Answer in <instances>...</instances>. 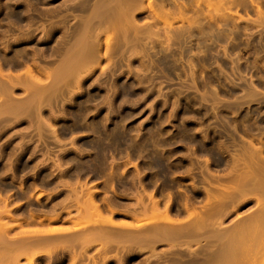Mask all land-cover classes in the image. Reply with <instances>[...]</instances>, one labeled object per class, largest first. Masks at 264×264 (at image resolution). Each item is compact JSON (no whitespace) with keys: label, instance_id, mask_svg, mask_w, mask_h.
Segmentation results:
<instances>
[{"label":"rangeland","instance_id":"374dc122","mask_svg":"<svg viewBox=\"0 0 264 264\" xmlns=\"http://www.w3.org/2000/svg\"><path fill=\"white\" fill-rule=\"evenodd\" d=\"M113 1L0 0L2 73L29 67L44 87L58 80L40 116L33 103L3 108L0 92V227L10 229L0 228V264H206L228 238L213 233L257 209L259 193L239 195L238 178L254 147L264 159V0H153L160 18L146 0ZM96 23L98 41L83 32ZM67 47L92 52L78 84L53 72L76 57ZM9 94L17 105L33 91ZM89 192L100 214L83 205ZM219 196L226 216L191 234L187 213ZM167 227L176 234L163 235ZM251 248L243 260L262 253Z\"/></svg>","mask_w":264,"mask_h":264},{"label":"bare ground","instance_id":"6f19581e","mask_svg":"<svg viewBox=\"0 0 264 264\" xmlns=\"http://www.w3.org/2000/svg\"><path fill=\"white\" fill-rule=\"evenodd\" d=\"M104 1H107V0H104ZM146 1L148 2L149 9L152 11V13H154L156 17L158 16L160 18L159 12H157L156 10L153 9V2L154 1L153 0H146ZM113 2L114 3H116V2L117 3L118 2L120 3V0L119 1L117 0L116 2L114 0ZM102 3L104 4L105 2H102ZM106 3H108V2H106ZM108 4L114 5L111 2H109ZM108 4L106 5V7H110L111 6V5H108ZM127 4L129 6L130 3H127ZM154 4H156V2ZM86 5H87V3H86ZM119 5H121V3ZM119 5L117 4V7ZM115 6L116 5H114V7ZM93 7H95L94 4H93ZM91 9H93V8H91ZM93 10H95V9H93ZM93 10H91V11H93ZM87 18H89V15H88ZM89 19H92V18L90 17ZM89 19H87V20H89ZM111 20L112 19H110V21ZM91 21H93V20H91ZM99 22H101V21H99ZM111 22H113V21H111ZM88 24H91V23H88ZM88 24H85V25H87V27H86L87 30L83 26L85 28V30H86V31L85 30L83 31L84 33L85 32L86 33H90V32L92 33V31L95 32L96 30H98V29H100L102 27L101 25H100L101 26L100 27L96 23L97 25H94V26L91 27V29H88V28H90V27H88ZM102 32L103 31H100V32L95 33V36H90L91 39L94 40V41H98L99 34H101ZM85 41H81V43L79 42L78 45H80V47H81L82 43L85 42ZM87 41L90 43L91 40H87ZM105 42H106V45L109 44L108 43V40H106ZM90 44H89L91 46L90 48L92 49L93 43H90ZM74 45L78 46L77 43H74ZM83 45H84L83 47H87V45L85 46L84 43H83ZM99 46L100 45H98V47ZM70 47H71V45H70ZM67 48L69 49V47H67ZM77 49H78V47L74 51H73V49H69V50H71V51H69L71 54L66 50L70 54V56L73 53L76 52L75 53L76 54L75 55L76 57H74V58L72 57L71 58V60L73 59L74 61L73 60L71 61V60H69L67 58L66 59L67 61L68 60L71 61L69 64H68L67 61L66 62L64 61V63H66L67 65L66 64H62V62L60 64L58 63L59 67L56 68L58 70L53 69V70H56V71H53V70L52 71L54 72V75H55V72H56V74H57L58 77H59V75L60 76H65L66 75V78L69 77V79H71L70 78V76H71V77H73L72 80L73 81L75 80L74 82L78 84L79 83V79H78V77L75 76L74 73H76V71L78 73L79 67L81 68V66H79V65H82L83 64V63L80 64L81 62H84V64H85V63H87L85 61L91 59L90 58L91 57L90 55H92L93 49H92V52H90V53L89 52H83V49L84 48L83 49L81 48V50L80 49L77 50ZM87 51H89V50H87ZM97 51H99V49H97ZM69 54H68V56L66 55V57H69L70 58ZM94 56L96 57V55H94ZM60 61H63V60H60ZM63 65H66V66H63ZM35 69H36V72L38 73V75L48 76L50 78L49 75H51V72L50 73L49 72L47 73L43 69H40L39 67L38 68H35ZM53 72H52V74H53ZM36 76L33 74L32 69L29 68V67H27L25 69V71L23 72V74H21V75H14V76H8V75L5 76L2 73L1 68H0V92H8V94H7V100H6L7 102H5V104L2 107L3 108H8V107H12L14 105L18 109H21V108H23V106H27V105L29 106V105H31L33 103V104H35L36 109H37V112L39 113L38 115L40 116V101H41V99H42V97L44 95V92L46 90H55L56 89L55 88L56 85H54V84L51 85L52 84V81L54 79V77H52L51 84L49 85L50 87L49 88L44 87L41 84V80L39 78H37L38 76L37 77ZM60 78L61 77H59L58 79L60 80ZM61 79H63V78H61ZM67 79H65V80H67ZM56 81H58V80L57 79L56 80L54 79L53 82H56ZM16 86L23 87L25 90L31 89L33 91L32 97L30 98V100L28 99L26 101L27 103L26 102H23L22 104H19L18 103L16 105V104H14L12 101H10L8 99L9 98L8 95L9 96L11 95L9 93ZM24 103H26V104L23 105ZM255 148L256 147H254V149H252V150H254V152L250 153L251 156L249 157V159L250 158L253 159L254 157L255 158L258 157V158L256 160H254V161L250 159L251 162H252L251 164H253V165H251L252 168L250 167L251 169L249 170V169H247L248 167L247 168L245 167L247 169V170L245 169V171H244L245 173L241 174L240 178H238L239 175H240L239 174L237 178L240 179V191H239L240 194L239 195L243 196V195H245L248 192H252V193L257 192V193H259V194L256 193L257 195H259V197H255L256 203H257V209H256V211H254L253 213H251V215L249 217H247L245 220L240 221V225L239 224H236L239 227L238 226H236L237 228L234 227L235 229L233 228L234 229L233 231H228L227 230L228 232L226 231L227 232L226 233V232H224V230H222V232L216 231V232L213 233V236H215V235L216 236H219V235H222L223 234L221 236L222 238H224L225 236H226L225 238H227V237L228 238L224 241L226 243L223 244V247H222V245L220 246L222 249H220L218 251V253H216V255H212V257H209V258H212V259H208L207 262H206V264H239V257H240V264H255V263L264 264V159H262V158L259 159L260 156L262 157V155H261L262 154V147L260 146V147H258L256 149ZM109 168L110 169L112 168V164H109ZM256 172H260V174L261 173L262 174L261 175H258L257 174L258 175L257 176V175H255ZM237 178H236V180H237V182H239V180ZM222 190H220V191H222ZM226 190H227V188H226ZM223 191L221 193L222 196H223V194L224 195L226 194V191H224L225 193ZM232 191H233V189H232ZM207 193H208L207 196H208V200H209V196L212 193H210V195H209V192H207ZM87 194H89V196L87 198L88 200L87 199L86 200L89 201V203L86 202V200L84 199L85 201H84L83 205H85V203L91 205V206H88V207H90L92 211L94 210L95 214H100L99 206L93 201V193L92 192L91 193L89 192ZM87 194H86V197H87ZM235 194H237V193L235 192ZM215 195L218 196L219 194L215 193ZM217 196H215V197H217ZM220 196H219V198L215 199V201L213 199V205H212V203H210L212 206H210L209 209H207V210L205 209L206 211L203 210V211H200V212L198 211L199 213H196V211L193 212V210L191 211V210H187L186 209L187 212L191 211V213L190 212L187 213L188 214V217H189V219L191 221V223L189 224L190 225V228L192 229V231L190 232L191 234L195 235V233H197L201 229H204V228L208 227V225L210 224V219L211 218H213L215 216H218V215H220L222 218L224 216H226V215H224V214H226V211L224 209L226 207H224V205H223L224 203L223 202H226L228 204V202L225 201L226 199H228V196L227 195L223 196L226 199L225 198L224 199H221ZM210 199L212 200V197ZM244 199H247V198L241 199L242 201L240 202V204L245 201ZM150 200L152 202V209L158 211L159 210L158 209V204H157L158 201L155 200L152 196H150ZM211 200H210V202H211ZM230 200L231 199H229L228 201H230ZM235 205H231L232 206V210L233 209H236V206L238 207V204L236 206ZM84 207L87 208V206H84ZM90 208H87V209H90ZM223 210L225 211L224 214H222V211ZM230 210H229V212H230ZM163 211L166 214L165 215V218H164L165 221L168 222V223L172 222L171 219H170V217L168 216V208H167V206L165 207V209ZM2 212H4V215H3V213H2V215L4 217L6 216L7 219H13L12 218V215L10 214V211L9 210H6L5 209ZM31 217H32V219L36 220L38 223H40V222H42L44 220H46L48 223L57 221V217H52L51 218V217H43V216L41 217V216H35V215H31ZM221 217L220 218H217L219 222H220V220H222ZM213 220H211V221L213 222ZM218 221H217V226L220 225V223H218ZM15 222H16V224L19 227H21V222L20 221L18 222L17 219H16ZM108 223L111 226H118V227H123V228H132L134 226H139L138 224H135L134 225V224H126V223L114 224L111 221L108 222ZM214 223H215V220H214ZM214 223H212V224H214ZM4 224L5 223L2 224L3 228L6 227L7 230H10V229H8L9 228V225H7V223H6V225L4 226ZM2 226L0 227L1 229H2ZM6 228L5 229H2V230H5L6 232H9V231L6 230ZM158 229H159L158 227H155V230H158ZM213 229L214 228L212 227V231H213ZM230 230H232V229H230ZM5 231H4L3 235L6 234ZM57 232H58V230H57ZM161 232L165 236H171L173 234H176V230L174 231L172 228H169V227L162 228L161 229ZM223 232L226 233V234H224ZM48 233H56V229L55 230L52 229L51 231H48L47 230V232H43V234H48ZM37 234H39V233L37 232ZM126 237L127 238H130V239H134V240H142L144 236H143V233H138V234H129ZM242 246H243V249L244 250H249L251 247L256 248V249H261L262 250V253H260V255L257 258H251V259H245V260H243V258H241L242 255H243L242 254V252H243L242 251L243 250L242 249ZM239 247H240V249H239ZM239 250H240V253L238 252ZM191 259H193V258H191Z\"/></svg>","mask_w":264,"mask_h":264},{"label":"flooded vegetation","instance_id":"af4514ba","mask_svg":"<svg viewBox=\"0 0 264 264\" xmlns=\"http://www.w3.org/2000/svg\"><path fill=\"white\" fill-rule=\"evenodd\" d=\"M51 148V147H50Z\"/></svg>","mask_w":264,"mask_h":264}]
</instances>
